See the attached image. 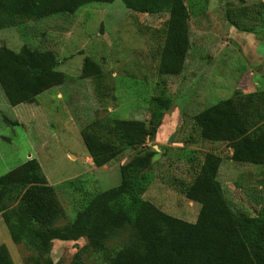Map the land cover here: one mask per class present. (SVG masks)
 Here are the masks:
<instances>
[{
    "label": "rangeland",
    "instance_id": "374dc122",
    "mask_svg": "<svg viewBox=\"0 0 264 264\" xmlns=\"http://www.w3.org/2000/svg\"><path fill=\"white\" fill-rule=\"evenodd\" d=\"M184 1L191 15V45L183 69L176 75L159 74L153 52L154 30L167 15L130 12L122 0L91 2L72 14H54L0 29V44L13 50L22 44L53 50L60 62L57 69L66 75L63 84L42 91L31 103L9 104L0 87V175L35 158L63 209L56 225L71 221L91 194L118 184L119 165L140 150L128 149L120 160L97 167L80 131L111 117L147 121L151 98L163 94L171 98V107L163 114L154 138L145 143L156 151L153 169L159 168L167 178L177 175L189 180L185 152L215 153L221 157L216 178L225 198L236 212L250 208L254 201L246 173L250 164L232 161L226 142L199 139L191 129V117L221 99L264 87V0ZM227 8L234 9L240 27L254 32L247 35L232 26L225 17ZM85 56L102 68L99 86L93 76H81ZM190 133L193 142H177ZM143 198L189 222L196 220L200 207L158 177ZM133 242L129 229L117 230L106 241L107 251ZM1 243L14 264H30L29 250L11 240L0 216ZM76 252L84 264H98L104 258L83 237L54 240L51 256L56 264H68Z\"/></svg>",
    "mask_w": 264,
    "mask_h": 264
},
{
    "label": "trees",
    "instance_id": "16d2710c",
    "mask_svg": "<svg viewBox=\"0 0 264 264\" xmlns=\"http://www.w3.org/2000/svg\"><path fill=\"white\" fill-rule=\"evenodd\" d=\"M111 1L0 0V29L54 14H72L87 3ZM122 2L130 12L167 15L160 28L154 30L153 52L158 57L159 74L180 73L191 45L187 3ZM231 9L225 10V17L232 26L254 32L240 27ZM59 63L51 49L22 44L13 50L0 44V87L8 103L34 102L42 91L63 84L66 75L57 69ZM102 75L100 65L85 56L81 76H93L99 86ZM171 103L167 94L156 95L150 100L147 121L111 117L80 131L87 153L97 167L120 160L128 149L140 150L119 165L118 184L91 194L73 219L63 225L55 224L63 216V209L35 158H28L0 175V216L11 240L29 250L28 263L56 264L51 256L54 240L74 241L83 237L87 246L103 254L98 264H264V212L250 214L232 209L216 178L221 164L219 155L210 151L200 156L195 151L185 152L189 180L177 175L167 178L159 168L153 169L156 151L145 143L154 138ZM191 121V129L199 139L226 142L232 161L264 166V87L221 99L194 113ZM177 142H193L192 134ZM154 177L199 203L194 222L167 214L143 198ZM8 201L12 204H6ZM124 228L132 232L134 242L107 251L108 237ZM0 264H14L3 243ZM68 264H84L83 257L76 252Z\"/></svg>",
    "mask_w": 264,
    "mask_h": 264
},
{
    "label": "crops",
    "instance_id": "0c3cea01",
    "mask_svg": "<svg viewBox=\"0 0 264 264\" xmlns=\"http://www.w3.org/2000/svg\"><path fill=\"white\" fill-rule=\"evenodd\" d=\"M236 30L232 27V31ZM237 31V30H236ZM245 34H250V32L243 31ZM246 173L249 175L250 180V188H253V194H250L252 199L254 200L250 204V208L246 207V212L250 214H259L264 212V166L260 165H252L246 167ZM247 181V177H246ZM245 181V182H246ZM243 188V187H242ZM242 190V189H241ZM249 195L245 193L246 200L248 199Z\"/></svg>",
    "mask_w": 264,
    "mask_h": 264
}]
</instances>
